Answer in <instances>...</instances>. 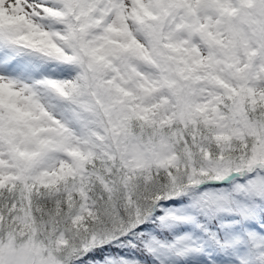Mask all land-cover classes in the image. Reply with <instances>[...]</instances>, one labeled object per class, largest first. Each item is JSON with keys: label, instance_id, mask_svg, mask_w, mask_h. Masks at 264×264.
I'll use <instances>...</instances> for the list:
<instances>
[{"label": "snow or ice", "instance_id": "snow-or-ice-1", "mask_svg": "<svg viewBox=\"0 0 264 264\" xmlns=\"http://www.w3.org/2000/svg\"><path fill=\"white\" fill-rule=\"evenodd\" d=\"M0 264H264V0H0Z\"/></svg>", "mask_w": 264, "mask_h": 264}]
</instances>
